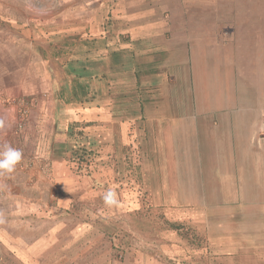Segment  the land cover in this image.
<instances>
[{"label":"rangeland","instance_id":"1","mask_svg":"<svg viewBox=\"0 0 264 264\" xmlns=\"http://www.w3.org/2000/svg\"><path fill=\"white\" fill-rule=\"evenodd\" d=\"M220 1L200 10L188 1L183 9L145 10L154 12L151 18L187 15L182 25L171 21L151 38L172 48L186 36L190 57L179 77L190 85L185 71L192 65L195 95L206 97V103L216 98L215 105H221L242 92L248 102L259 100L264 111V20L259 15L264 5L245 10L240 3L229 8L235 0ZM101 16V10L86 9L84 0H0V119L6 122L0 148L9 144L23 151L15 172L0 176V213L19 208L9 201L14 188L40 200H26L36 215L32 221L53 227L56 234L53 243L39 234L29 250L37 264H260L264 112L258 114L262 136L245 141L246 158L240 162L247 168L224 171L222 186L215 183L217 172L196 179V169L173 164L166 175L168 164L155 146L160 139L154 145L153 136L130 137V115L141 112L137 99L144 86L149 91L156 85L160 92H155L167 97L160 87L171 82L184 55L164 51L136 64L130 41L139 42L148 32L130 23L140 30L132 41L128 26ZM222 39L230 40L216 51ZM91 75L99 76L86 85L95 97L91 93L70 110L67 95ZM167 108L164 102L162 111L169 115ZM69 112L75 120L67 118ZM67 131L81 139L70 140ZM175 135L166 133L174 148ZM109 188L118 192L119 208L105 207L102 193ZM11 226L10 219L0 217V243L8 241L0 247V264H25L21 252L28 248H16L21 242L8 232Z\"/></svg>","mask_w":264,"mask_h":264},{"label":"crops","instance_id":"2","mask_svg":"<svg viewBox=\"0 0 264 264\" xmlns=\"http://www.w3.org/2000/svg\"><path fill=\"white\" fill-rule=\"evenodd\" d=\"M184 1H188L189 6H197V4H199L200 7H198V10L207 7L211 8L213 5H220L221 3L220 0L218 2L217 0H84L86 9L92 8V10H101V19H103V15H105V17L112 19V21L116 19V24L128 26L130 33H132V37L130 34V39L132 41L135 37H138V32L140 30H133L132 27H130L131 24L143 26L141 29H143L144 32H148V34H141L139 38H137H142L139 42L130 41V56L137 58L136 64L142 63V65H144L146 64V57H154L159 53L172 52L173 54L177 53L178 55H184V62L178 61L176 62L177 65H174V76L173 78L170 77L171 82H166L165 85L160 87V89L163 88L161 90L165 91L167 97L157 94L160 91L155 88L156 85H151L149 91L146 90V86H144V88L142 87L144 97L142 96V99H137L140 104L138 111L141 110V112L138 115H130V137L143 135L146 137H148V135L149 137L153 136L154 145L156 142L155 139H160V144L155 146L159 150L162 159L168 164L169 171H167L166 175L169 176L170 170L171 168L173 169L174 166H176L177 169L184 167L185 169L187 167L196 169L197 173L194 175L196 179H200L201 177L203 179L207 177L211 178L212 174L217 172L215 175V183L222 186L224 184L222 180L226 177L224 171L232 168H234V170L236 168H240L241 170H244L242 168H247L245 163L240 162L242 157L244 160L246 158L245 152H247V146L245 141L247 137L262 136V132L259 131V127L261 128V126L259 125L260 118L258 114L264 111L262 108H258L260 106L259 100L254 99L248 102L246 101V94L242 92L240 94H233V100H230V97L227 96V100L221 105H215L216 98H210L206 103V97L201 98L195 95L192 65H190L188 69L190 72L185 71L190 75L191 84L188 85L187 82L183 84L179 77V70H181L182 65L185 64L188 55L190 57V50L189 52L187 51L189 44L186 43V36L179 41L177 46L172 48L169 46L166 47L169 45L168 43L153 41L151 37H155L153 35L156 34V30L163 25L171 24V21H174L175 24L182 25L181 23L184 22L187 15H177L178 18L169 16L151 18L150 15L154 12L152 10L151 12H145V10L152 8L153 10L157 9L160 13L162 10L166 9H183L184 7H188ZM261 2L262 5H264V0H235V3H233L235 6L233 7L230 3L229 8L237 7L238 3L241 4L239 7L240 9L246 10L247 7L254 6L258 8L257 4ZM104 10H108V12L104 14ZM108 13H111L110 16H107ZM259 15L262 20H264V9ZM95 24H98V21L95 22ZM227 40L230 39H222L217 47L215 46L216 51L221 48L224 49ZM171 57L172 56L169 57V60H171ZM139 84L141 85V81L139 82V80H137V85ZM232 86L233 89L238 88L235 87L233 83ZM130 87L134 89V83ZM183 94L186 96L182 97ZM225 96L226 94L223 95V97ZM164 102L170 106L169 109L167 108L170 116L167 114L166 110L162 111ZM216 102L218 103V101ZM68 105L71 107L70 110L74 109L73 107L75 104L69 103ZM98 111L100 112V110ZM67 118L69 120H73L74 118L75 120V116H73L72 112H69V117ZM134 123H136V125H134ZM256 129H258V131L255 132ZM171 130L176 132V135L173 136L175 148L172 138L166 136L167 131ZM238 161L240 163L237 164ZM221 170H223V174ZM15 181L16 180H14L13 183L16 184ZM155 183L160 185L161 179H158ZM219 193L220 195L223 194V187L220 189ZM12 194L15 197L9 201L15 203L19 208L17 210H10L6 213H0V217L10 219L11 223L15 224V226H11V230L8 232L15 235V243L21 242V244H16V248L22 250L28 248L26 251L21 252V254L26 257L27 262L25 264H37L34 261V259L37 258L34 254L35 252H29V250L34 248L33 245L40 240L39 234H42V240H51L53 243L56 234L55 229L44 225H42L43 228H40L33 223L32 220H34L36 215L32 209L30 212L28 211V202L26 200H28V196L34 197V193L30 194L25 192L22 187L21 189L17 188V190L14 188ZM34 201L39 202L40 200H36L34 197ZM29 242L31 243L28 244ZM4 243H8V241L1 242L0 247H5ZM24 256L20 259L24 258ZM260 261V264H264V259Z\"/></svg>","mask_w":264,"mask_h":264},{"label":"clouds","instance_id":"3","mask_svg":"<svg viewBox=\"0 0 264 264\" xmlns=\"http://www.w3.org/2000/svg\"><path fill=\"white\" fill-rule=\"evenodd\" d=\"M4 127H6V122L5 120L0 119V129ZM22 159L23 151L21 149L12 147L9 144L0 148V176L12 175ZM102 200L105 207L109 210L121 206V202L118 199V192L112 188H109L102 193Z\"/></svg>","mask_w":264,"mask_h":264},{"label":"trees","instance_id":"4","mask_svg":"<svg viewBox=\"0 0 264 264\" xmlns=\"http://www.w3.org/2000/svg\"><path fill=\"white\" fill-rule=\"evenodd\" d=\"M78 70V69H77ZM76 74H77V77H79L80 78V74H79V72L77 73V72H75ZM102 78H104V77H102ZM105 78H107V76H105ZM82 79H85V78H82ZM97 79H99V76L98 75H91V76H89L87 79H85L86 80V82L85 83H83L82 84V82L81 83H76L75 84V87H74V90H73V96L72 95H70L69 96V94L67 95V97H66V100H67V102L68 103H66V104H71L72 102H73V104L74 103H81V102H84V100L87 98V97H89V95L92 93V96L91 97H95V93H93V91L91 90V88L89 89V90H86V85H89V84H91V82H93V81H95V80H97ZM80 80V79H79ZM82 81V80H81ZM89 81V82H88ZM88 82V83H87ZM87 92H86V91ZM93 100V99H92ZM88 101H91V100H88ZM76 124H74V126L76 127V125H77V122H75ZM78 126H79V124H78ZM70 129H73V128H70ZM68 132V131H67ZM69 133V132H68ZM81 134V133H80ZM76 135V136H75ZM73 134V133H69V135H68V138L70 139V140H72L73 139V137H75V141L77 142L78 141V139H81V137L78 135V134ZM77 136H78V138H77ZM175 225V224H174ZM181 224H179V226H180Z\"/></svg>","mask_w":264,"mask_h":264}]
</instances>
